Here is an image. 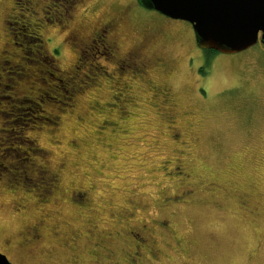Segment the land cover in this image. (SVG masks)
I'll use <instances>...</instances> for the list:
<instances>
[{
	"label": "rangeland",
	"instance_id": "rangeland-1",
	"mask_svg": "<svg viewBox=\"0 0 264 264\" xmlns=\"http://www.w3.org/2000/svg\"><path fill=\"white\" fill-rule=\"evenodd\" d=\"M11 1L0 0V37L8 35L7 27L11 28L5 23L13 21L6 17ZM22 1L26 5L18 6V10L25 18L17 27L21 30L12 32L29 62L27 69L31 67L37 74L33 78L19 65L24 86L0 87V177L3 181L9 179L6 186L16 193L21 190L29 196L50 197L53 186L45 175H40L37 182L29 173L30 163L51 157L37 149L34 140L38 139L42 148L52 147V158L61 156L63 150L67 164L62 172L63 186L70 192L87 193L91 207L86 213L97 228L89 238L83 232L86 217L80 213L81 208L70 212L60 207L57 214L40 219V238L32 245H24L19 235L25 226L24 218L14 213V199L0 194V250L14 264H73V260L74 264H120V248L124 246L109 234L117 229L113 216L140 199L150 205V210L146 214L137 212L135 221L129 223L139 225L145 221L154 228L156 237V257H146L143 264H264V46L259 42L237 54L213 55L210 63L199 68L198 74L204 75L201 84L196 74L183 66L190 50L188 38L193 37L191 24L171 20L172 28L179 33H172L159 43L158 53H165L164 57L177 67L174 77L177 75L179 103L174 113L181 117V131L175 132L185 134L189 143L185 148L187 156L180 163L190 177L167 179L164 172L155 171L171 159V149L176 145L165 124L143 99L134 121H121L111 106L113 89L107 88L101 78L104 69L110 76L118 77L115 59L96 53L108 52L100 43L93 44L91 51L84 49L82 55L78 46L73 54L69 42L63 41L68 30L60 28L67 26L71 13L75 14L73 27L81 29L132 5L138 14L149 19L163 21L165 17L145 10L135 0ZM39 6L45 7L43 10L49 14L45 13V17L50 22L32 29L38 28L43 35L46 53L41 52L45 56L32 49L41 41L31 34L33 30L27 24V19L33 22L43 16ZM128 29L137 30L138 34L143 29L154 32L155 28L131 23ZM56 47L59 53L55 54ZM39 54L42 60L37 62L35 56ZM74 57L79 58L82 72L77 79L67 76L76 81L73 87L59 70L74 65ZM100 65L104 68L97 70ZM6 71L10 69L7 67ZM153 78L156 83L166 81L159 73ZM199 84L207 87L206 96L202 89L197 90ZM32 85L34 89H26ZM71 89L78 92L70 103ZM198 92L202 93L200 97ZM12 93L16 95L15 102ZM39 105L47 114L41 113ZM38 115L57 120L35 124L30 119ZM114 121L119 122L118 127H114ZM52 140L61 145L52 144ZM157 175L160 188L154 187L156 181L152 179ZM188 191L190 195L180 202L154 206L159 196H181ZM75 198L76 203L82 201L77 195ZM29 214L32 221L41 216L36 212ZM149 219L166 222L168 227L149 224ZM4 241L10 246H5Z\"/></svg>",
	"mask_w": 264,
	"mask_h": 264
},
{
	"label": "flooded vegetation",
	"instance_id": "flooded-vegetation-1",
	"mask_svg": "<svg viewBox=\"0 0 264 264\" xmlns=\"http://www.w3.org/2000/svg\"><path fill=\"white\" fill-rule=\"evenodd\" d=\"M82 1L84 0H76V3ZM135 1H137L145 10L157 12L156 10L146 8L139 0ZM25 3L26 2H23L22 0H12L10 2V7H8L9 14H7L6 17L13 21L10 22L5 20L6 25H9L11 28L7 27L9 29L8 35L2 34L0 37V87L2 89H21V87L24 86L18 74L19 65L24 67L23 71L27 72L29 76H33L34 78L37 74L31 67L27 69L29 62H27L26 57H24L23 49H21L22 46L14 40L16 33L12 32V29L21 30V27H17L23 23L22 19H24L25 16L19 13L18 6H21L22 4L26 5ZM39 8L40 13H42L43 16L35 19L33 22L27 19V24L31 30H33L31 34L37 36L41 41V45L32 46L34 51L40 53L41 51H45L43 47V35L38 32V28L36 30L32 28L33 26L37 27L43 23L46 25L50 21L45 17L46 12L43 10L45 7L39 6ZM131 8L125 6L123 9L114 12L106 20L94 21L89 27L81 29L73 27L76 21L75 14L72 15L71 13L66 19V21L70 20L67 26L64 28L63 26H60L61 29L68 30L63 41L67 40L69 42L73 54L76 52L75 49H78V46L81 47L79 49L81 50L80 55H82V52L85 50H93V44L98 45L100 43L104 50L108 52H100L98 48H96L98 50L96 53L104 56H113L115 59L114 62L116 63L115 75H118V77L110 76L105 69L102 70L105 75H101V73L99 75H101V78L103 77L102 79H105L106 87L108 86L110 89L112 87L113 89L114 94L112 98H114V103L111 104V106L114 107L113 109L115 110L116 116L121 121H134V116H138V105H140V100L143 99L147 108L154 113L155 117L160 120L162 124H165L166 129H168L169 137L176 143L174 148L171 149V159L167 160L166 164H162V166L155 171L159 172L161 170L164 172L163 176H166L167 179H170L171 177H173L172 179L179 177L189 178L190 174L183 167V164L180 163L181 158L187 156L188 151L185 148H188L189 143L185 140L184 133V135H181L175 132L176 130L181 131L179 128L181 117L176 116L174 113V110H176L179 103L177 94L178 83L176 84L175 81L177 75L174 77V74L177 72V67L174 61L168 59L166 56L164 57L165 53H163L162 50H160V53H163L162 56L158 53L159 43L168 39L172 33H179L175 27L174 29L172 28L173 24L171 20L175 21L176 19H172L157 12L165 17L164 20H152L144 15L138 14L134 5H132ZM25 10L28 11L27 8H25ZM46 14L49 15L48 13ZM131 23L132 26L140 24L155 29H153L154 32H149L146 29H143L137 34V30L128 29V26ZM153 24L159 25V28L155 27ZM14 25L16 27L13 28ZM192 31L193 37L191 36L188 38V47L190 50H188L183 66L188 69L187 71L194 72L197 76L196 80L200 83L204 77V75L198 74L200 66L210 63L209 60H211L212 56L219 52L201 48L196 41L193 27ZM31 37L32 39H36L33 36ZM57 49V47L54 48L53 53H59V50ZM43 52H41V55L45 56L46 54H43ZM45 58L49 57L46 56ZM74 58L76 62L74 65H71L68 69L59 70L60 75L65 79H67L68 75H74V79L81 76L82 69L77 63L79 58ZM40 60H42L40 54L35 56V61L40 62ZM7 67L10 69V72L6 71ZM99 68L104 67L101 65L100 67H96L97 70H99ZM157 73H159L160 77L162 76L166 81L156 83L153 76ZM83 76L86 75L83 74ZM101 78L98 81L99 83L102 82ZM106 79L109 80V84H107ZM67 81L73 84L72 86L74 87L76 81L72 82L69 79H67ZM201 84H199L197 90L202 89V92L206 96L207 87L203 86V88H201ZM26 89H34V86H29ZM12 95L15 102L16 95L15 93H12ZM198 95L200 97L202 93L198 92ZM117 106H119L118 109H115ZM113 125L114 127H118L119 122L114 121ZM36 140L37 149L45 153L47 152L51 157L48 160L39 159L30 163L29 173L33 178L38 179L37 182L40 181V175H45L48 182L53 186V195L51 194L50 197L44 198L45 195L42 196L41 194H36L29 196L21 190H18L19 192L16 193L15 191L9 190L6 186V181L9 179L6 178L3 181L0 177V180L4 182L1 183L0 194H4L9 198L14 199L12 207L14 213L22 217V219L24 218L22 225L25 226L20 230L21 234L19 232L21 242L24 245L34 244L40 238V219L42 217H51L52 215L57 214L60 207H64L66 211L70 212L81 208L80 213L84 214L86 217L83 224V232L91 238L94 235L93 232H96L97 227L86 213V210L91 207L90 199L88 197L86 198L87 193L84 191L70 192L63 186L62 172L67 169V164L63 161L65 152L62 150L60 151L61 156L56 155L57 158H52V147H50V149L42 148L40 147L39 140L35 139L34 141ZM51 143L56 144V146L61 145V142L55 140H52ZM71 145L76 146V142L71 141ZM152 179L156 181L154 187L160 188V182L158 181L159 176H153ZM189 193L190 191L183 193L181 196H159L155 199L154 206L157 207L159 204L165 205L168 203L180 202L184 197L189 196ZM156 194H159L158 190H156ZM75 195L79 196L82 201L76 203ZM47 199H50V201ZM50 206H54L55 208H51ZM149 210L150 205L147 204L145 200L139 199L130 202L128 209L122 210L113 216L116 223L115 227L117 226V229L109 234L116 239H120L124 246L120 248L122 251L120 264H143L146 257H156L154 250V248H156L154 228L148 227V224H146L145 221H141L139 225H131L129 223L135 221V218L138 215L137 212L146 214ZM30 212H36L41 216H39V219L33 218L35 220L32 221L29 214ZM148 222L149 224L157 223L158 225L168 227L166 222L163 221L149 219ZM94 239L96 240V237H94ZM10 244V242L4 241L5 246H10ZM0 252L5 254L9 261L12 262L4 251L0 250ZM75 262L76 260H73L72 263L74 264Z\"/></svg>",
	"mask_w": 264,
	"mask_h": 264
},
{
	"label": "water",
	"instance_id": "water-1",
	"mask_svg": "<svg viewBox=\"0 0 264 264\" xmlns=\"http://www.w3.org/2000/svg\"><path fill=\"white\" fill-rule=\"evenodd\" d=\"M148 9L189 22L201 48L237 54L264 46V0H139ZM0 264H13L0 252Z\"/></svg>",
	"mask_w": 264,
	"mask_h": 264
},
{
	"label": "trees",
	"instance_id": "trees-1",
	"mask_svg": "<svg viewBox=\"0 0 264 264\" xmlns=\"http://www.w3.org/2000/svg\"><path fill=\"white\" fill-rule=\"evenodd\" d=\"M51 87H52V84H51ZM77 92H78V90L77 89H71L70 90V92H69V102L71 103V101H72V99H74V97H75V94H77ZM42 104H44V106H45V103H44V100L42 101ZM68 105V104H67ZM46 107V106H45ZM44 107L42 106V105H39V110L41 111V113L42 114H47L45 111H44V109H43ZM52 118V117H51ZM34 120V123L36 124L37 122H41L42 120H44V121H46V122H53V121H55V120H57L56 119V117H54V118H52V120L50 121V116H47V115H38V116H33V117H31V121H33ZM20 120L21 121H26L23 117H20ZM28 120V119H27ZM30 120H28V121H30ZM53 123H55V122H53ZM26 124H24L23 126H25ZM22 128V127H21ZM31 129V128H30ZM20 130H22V129H20ZM27 139H28V141L29 140H31V138H28V137H26ZM37 148V147H36ZM29 151H30V149H29Z\"/></svg>",
	"mask_w": 264,
	"mask_h": 264
}]
</instances>
